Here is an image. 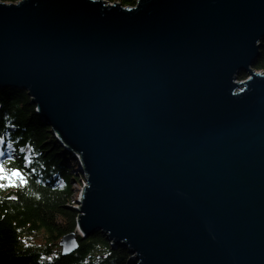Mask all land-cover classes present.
<instances>
[{"label":"water","instance_id":"obj_1","mask_svg":"<svg viewBox=\"0 0 264 264\" xmlns=\"http://www.w3.org/2000/svg\"><path fill=\"white\" fill-rule=\"evenodd\" d=\"M263 42L264 0L0 1V88L85 179L61 256L98 231L128 264H264Z\"/></svg>","mask_w":264,"mask_h":264},{"label":"trees","instance_id":"obj_2","mask_svg":"<svg viewBox=\"0 0 264 264\" xmlns=\"http://www.w3.org/2000/svg\"><path fill=\"white\" fill-rule=\"evenodd\" d=\"M0 1L14 4L20 0ZM103 1L125 8L137 2ZM253 69L263 71L264 49ZM29 101L23 90L0 88V163L19 169L25 180L21 184L17 179L14 185L0 181L4 184L0 187V264H126V251L113 249L97 232L78 237V249L61 256L57 241L71 234L77 224L72 184H79L83 177L74 174L75 162L68 159L50 128L38 120Z\"/></svg>","mask_w":264,"mask_h":264},{"label":"rangeland","instance_id":"obj_3","mask_svg":"<svg viewBox=\"0 0 264 264\" xmlns=\"http://www.w3.org/2000/svg\"><path fill=\"white\" fill-rule=\"evenodd\" d=\"M129 8H134V7H129ZM262 49H264V42H263V44H262V47L260 48V55H259V57L258 58H256V60H257V62L256 63H258V61H259V59H260V57H261V51H262ZM256 65V64H255ZM254 71H256V72H263L264 71V69H263V71L262 70H260V71H257V70H254ZM245 78V77H244ZM243 78V79H244ZM243 79H239L238 81H241V80H243ZM11 88V87H10ZM6 89V88H5ZM9 89V88H8ZM30 99V98H29ZM39 120V119H38ZM44 125V124H43ZM50 128V127H49ZM56 139V142L58 143V145H60V147L63 149V151L64 152H67L68 153V155H67V157H68V159H71V160H73V162H75L74 164H73V166L75 167L72 171L74 172V174H76V175H78L79 176V174L80 175H82V177H83V174H81L80 172H79V156H77V155H73L69 150H66L65 149V147L64 146H62V144L59 142V140L57 139V138H55ZM24 152L27 154L28 153V150L27 149H25L24 150ZM27 157V156H26ZM72 162V161H71ZM69 164H70V162H69ZM77 165V166H76ZM69 166V165H68ZM83 185H85V179L83 178V179H81L80 180V183L79 184H77V185H75V183H73L72 184V187L76 190V197H75V203H74V208L76 207V206H78V199H79V197H80V193H81V187L83 186ZM77 218V217H76ZM76 223V222H75ZM77 225V224H76ZM95 232H97V233H99L98 231H95ZM73 233H75V234H77V231H76V228L74 229V231H73ZM101 234V233H100ZM102 236V235H101ZM77 237H79L80 239H81V237H80V235L79 236H77ZM109 244V243H108ZM111 246V245H110ZM60 249V248H59ZM129 256H128V259H127V262H126V264H128V261H129ZM130 264V263H129Z\"/></svg>","mask_w":264,"mask_h":264},{"label":"snow or ice","instance_id":"obj_4","mask_svg":"<svg viewBox=\"0 0 264 264\" xmlns=\"http://www.w3.org/2000/svg\"><path fill=\"white\" fill-rule=\"evenodd\" d=\"M2 139L3 137L0 136V140ZM0 155H2V153H0ZM17 179H19L21 184L25 183L24 177L19 169H8L4 167L3 163H0V181L6 180L10 185H14ZM0 187H4V184L0 183Z\"/></svg>","mask_w":264,"mask_h":264},{"label":"bare ground","instance_id":"obj_5","mask_svg":"<svg viewBox=\"0 0 264 264\" xmlns=\"http://www.w3.org/2000/svg\"><path fill=\"white\" fill-rule=\"evenodd\" d=\"M13 4V3H12ZM14 4H16V3H14ZM5 89V88H4ZM51 129V128H50ZM50 132H51V135H53L54 136V138H57L56 137V135H54V133L50 130ZM60 146V145H59ZM3 150V149H2ZM1 149H0V153H1V151H2ZM10 150V149H9ZM8 151V150H7ZM9 152V151H8ZM27 157L25 156V163H27L29 160H28V158L26 159ZM79 165V164H78ZM79 167V166H78ZM82 174V173H81ZM127 253V252H126ZM128 254V253H127ZM129 255V257H130V254H128Z\"/></svg>","mask_w":264,"mask_h":264}]
</instances>
